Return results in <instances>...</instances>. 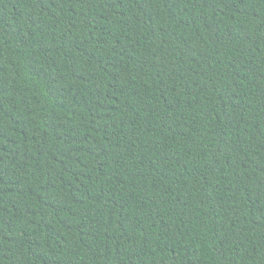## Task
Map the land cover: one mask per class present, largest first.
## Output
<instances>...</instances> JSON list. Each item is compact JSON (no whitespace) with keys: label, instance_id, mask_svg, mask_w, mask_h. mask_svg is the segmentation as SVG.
<instances>
[{"label":"trees","instance_id":"16d2710c","mask_svg":"<svg viewBox=\"0 0 264 264\" xmlns=\"http://www.w3.org/2000/svg\"><path fill=\"white\" fill-rule=\"evenodd\" d=\"M0 264H264V0H0Z\"/></svg>","mask_w":264,"mask_h":264}]
</instances>
